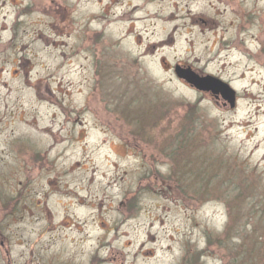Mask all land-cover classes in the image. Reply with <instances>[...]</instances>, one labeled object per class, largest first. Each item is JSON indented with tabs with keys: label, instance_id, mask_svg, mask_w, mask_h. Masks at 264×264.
Here are the masks:
<instances>
[{
	"label": "rangeland",
	"instance_id": "obj_1",
	"mask_svg": "<svg viewBox=\"0 0 264 264\" xmlns=\"http://www.w3.org/2000/svg\"><path fill=\"white\" fill-rule=\"evenodd\" d=\"M215 1L0 0V264H264V0Z\"/></svg>",
	"mask_w": 264,
	"mask_h": 264
},
{
	"label": "flooded vegetation",
	"instance_id": "obj_2",
	"mask_svg": "<svg viewBox=\"0 0 264 264\" xmlns=\"http://www.w3.org/2000/svg\"><path fill=\"white\" fill-rule=\"evenodd\" d=\"M234 13L236 15L235 11H234ZM7 63L15 65L14 67L11 66V68L9 69V75L13 74L14 75L13 78L16 77V79L22 80L23 83H25V82H33L35 84L39 83L40 79H38L37 77L34 78L33 81L29 77V73L31 72V68H28L29 63H30V59L29 58H25L23 56H17V57L13 56L12 58L6 57V58H3V59L0 60V85H2L4 87L8 86L6 79L3 77V74H5L7 72L6 68L4 67V65L7 64ZM184 66H187V65H184ZM23 75H26V76H23ZM215 77L219 78L217 76H215ZM219 79H221V78H219ZM234 96L237 99V93L236 92H235ZM214 97L216 98V100H222L223 99L219 93H217ZM3 245H4L3 241L0 240V247H3Z\"/></svg>",
	"mask_w": 264,
	"mask_h": 264
},
{
	"label": "water",
	"instance_id": "obj_3",
	"mask_svg": "<svg viewBox=\"0 0 264 264\" xmlns=\"http://www.w3.org/2000/svg\"><path fill=\"white\" fill-rule=\"evenodd\" d=\"M181 75H185V78L199 90H209L213 93L220 92L229 101L230 106H233V91L223 82L210 76H198L195 73H184Z\"/></svg>",
	"mask_w": 264,
	"mask_h": 264
},
{
	"label": "bare ground",
	"instance_id": "obj_4",
	"mask_svg": "<svg viewBox=\"0 0 264 264\" xmlns=\"http://www.w3.org/2000/svg\"><path fill=\"white\" fill-rule=\"evenodd\" d=\"M235 1L237 2L238 5H242V1H244V0H242V1L235 0ZM215 2H216V5H224V6H226L225 0H216ZM253 39L255 40V37L254 36H253Z\"/></svg>",
	"mask_w": 264,
	"mask_h": 264
}]
</instances>
